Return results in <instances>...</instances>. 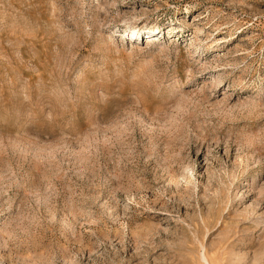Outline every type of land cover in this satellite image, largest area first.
<instances>
[{
    "label": "rangeland",
    "instance_id": "1",
    "mask_svg": "<svg viewBox=\"0 0 264 264\" xmlns=\"http://www.w3.org/2000/svg\"><path fill=\"white\" fill-rule=\"evenodd\" d=\"M0 264H264V0H0Z\"/></svg>",
    "mask_w": 264,
    "mask_h": 264
},
{
    "label": "bare ground",
    "instance_id": "2",
    "mask_svg": "<svg viewBox=\"0 0 264 264\" xmlns=\"http://www.w3.org/2000/svg\"><path fill=\"white\" fill-rule=\"evenodd\" d=\"M131 33V35H136V34H141V31H139V30H135V29H131V30H129V34Z\"/></svg>",
    "mask_w": 264,
    "mask_h": 264
}]
</instances>
